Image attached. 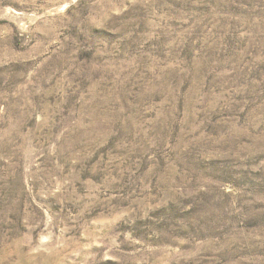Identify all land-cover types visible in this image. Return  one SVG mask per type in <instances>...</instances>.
Here are the masks:
<instances>
[{
    "label": "rangeland",
    "instance_id": "1",
    "mask_svg": "<svg viewBox=\"0 0 264 264\" xmlns=\"http://www.w3.org/2000/svg\"><path fill=\"white\" fill-rule=\"evenodd\" d=\"M0 264H264V0H0Z\"/></svg>",
    "mask_w": 264,
    "mask_h": 264
}]
</instances>
